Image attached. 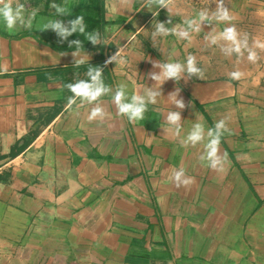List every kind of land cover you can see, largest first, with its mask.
I'll list each match as a JSON object with an SVG mask.
<instances>
[{"label": "crops", "instance_id": "obj_1", "mask_svg": "<svg viewBox=\"0 0 264 264\" xmlns=\"http://www.w3.org/2000/svg\"><path fill=\"white\" fill-rule=\"evenodd\" d=\"M17 2L26 19L36 15L31 28L0 23V264H264V49L254 48L253 63L247 51L226 56L224 41L205 39L235 25L250 47L264 43V0H224L231 20L206 21L190 39L155 41L154 20L171 19L166 27L179 31L201 10L211 15L219 0H171V16L142 0ZM78 16L84 35L62 40L42 30L49 20ZM88 33H99L101 43ZM72 40L81 47H70ZM119 48L124 62L107 63ZM189 55L203 79L165 81L135 123L118 114L112 96L119 84L129 98L143 94L156 83L149 73L160 71L153 62L186 63ZM90 67H101L112 88L97 101L107 115L91 121L95 105L79 98L69 105L66 87L88 80ZM233 71L242 77L231 79ZM177 89L184 109L168 99ZM170 111L181 113L179 137L166 121ZM221 119L229 131L218 171L200 159L207 137L195 146L181 140L194 123L206 133ZM180 168L194 180L187 188L170 179Z\"/></svg>", "mask_w": 264, "mask_h": 264}, {"label": "clouds", "instance_id": "obj_2", "mask_svg": "<svg viewBox=\"0 0 264 264\" xmlns=\"http://www.w3.org/2000/svg\"><path fill=\"white\" fill-rule=\"evenodd\" d=\"M121 3L125 6L131 3V0H121ZM171 0H142V7H148L152 10V6L155 5L158 8L168 9L169 16H171V9L169 5ZM55 12L64 16L66 14V9L56 3L51 5ZM25 5L19 2L13 7L11 0H0V23H2L8 30H14L17 25L21 27L31 28L32 20L36 13L33 11L27 19L24 16ZM158 12H154L153 15L156 16ZM217 22L229 21L232 19L229 10L225 7L224 0H219L217 3L216 10L209 14L207 9L201 10L196 19H186L184 25L186 27L177 30V27L168 28L167 24H171V19L165 22L154 20L152 32V39L155 41L156 37L161 35L175 34L179 38L190 39L191 32H199L202 28L204 22L210 23L212 20ZM53 29L58 34L62 40H68V37L72 36L74 33H79L84 35L86 32V26L83 22V17L78 16L65 24L61 19L49 20L43 25V29ZM87 40L93 45H99L101 43L99 33H88L86 36ZM212 44H217L220 41L225 43L221 45V50L226 56H230L233 53L242 56L243 51L248 52V60L250 62H256L259 58L257 52L254 48L264 49V43L256 41L252 47L249 46L248 36L245 34L241 37L240 33L237 31L235 25L228 26L220 33H213L205 37ZM70 47L76 46L79 49L82 45L81 40H72L69 42ZM122 49L119 50L110 57L107 63L122 64L124 62L121 56ZM76 56L77 53L73 52ZM83 60H77V65L83 63ZM154 67L160 69L159 72L149 73L152 80L156 83L152 87H146L143 90V94H133L129 98L127 95V85L121 83L116 87V90L112 96V103L116 105L118 114L121 116H127L128 120L135 123L138 120L143 119L144 113L147 111L148 104L157 103V98L162 95L161 86L165 81L169 79L181 80L182 77L187 74L189 78L197 76L203 79L204 73L201 68L197 66L196 57L189 55L186 59V63L172 62L171 60L167 62H153ZM89 77L88 80H78L76 83H69L66 87L73 93L72 97H69V105L74 104L76 99L79 98L81 103H87L89 105H95L91 108L88 115L89 121L100 118L103 119L107 113L103 108L101 103H97L100 98L106 94L112 92V88L106 85L103 81V69L101 67H90L86 73ZM243 73L240 71H233L230 73L231 79L239 80ZM180 90L169 94L168 99L172 104H175L179 109L185 108V103L183 99H178ZM167 123L174 128V135L179 137L181 134V113L180 111H170L166 116ZM199 121V117H197ZM166 132L168 129H165ZM229 131L226 125V121L221 119L216 122L214 128H209L205 133V127L202 123L196 122L193 124L192 129L187 134L185 138L181 140V144L187 146L191 144L195 146L199 143L205 141L207 137V142L204 144L205 152L200 157L202 161L206 160L208 162V167L223 171L224 165L227 162V154H220V143L221 137L224 132ZM170 179H173L177 188L183 186L187 188L191 185L194 180L191 177L185 175V170L180 168L179 170H173Z\"/></svg>", "mask_w": 264, "mask_h": 264}]
</instances>
